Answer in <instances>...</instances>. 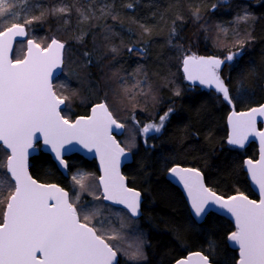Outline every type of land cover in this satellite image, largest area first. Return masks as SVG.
Wrapping results in <instances>:
<instances>
[{"label":"trees","instance_id":"trees-1","mask_svg":"<svg viewBox=\"0 0 264 264\" xmlns=\"http://www.w3.org/2000/svg\"><path fill=\"white\" fill-rule=\"evenodd\" d=\"M6 2L12 4L15 15L6 13L0 18V30L12 23H24L27 19L40 17L39 20L33 19V23L26 28L27 37L34 38L43 46L52 36L66 42L68 51L63 69L66 71L64 83L67 87L57 93L67 98L66 104L71 112L86 114L90 104L105 100V97L106 101L121 105L119 108L127 117L132 112L139 116L143 111H152L155 120L158 116V123L164 112L169 108L174 110L163 129L159 133L153 132L147 142L150 146L134 150L131 161L123 166L127 184L141 193L139 218L136 225L128 226L129 234L136 237L131 230L137 227L139 238L145 241L147 259L140 264H171L174 259L195 250L208 256L212 264H235L236 251L226 242L228 233L233 229L230 220L209 212L202 222L195 221L181 192L164 174L174 164L194 167L201 171L208 188L219 195L227 197L239 192L255 198L243 170V160L245 157L255 158L256 144L250 142L241 150L226 144L228 105L215 91L197 86L186 88L180 61L188 54L215 55L224 59V50L237 49L239 42L245 41L242 57L223 64L220 75L234 98L233 108L236 111L260 104L264 100V0H79L78 5L75 0H31L42 7L30 13L24 10L30 0ZM61 3L72 7L71 13L66 16L67 25L60 14L51 15L48 12ZM129 3L133 4L132 8L127 7ZM104 4L113 6L118 20L113 21L109 16L78 25L76 6L85 9L93 6L99 15V9ZM213 5L216 7L213 8ZM197 8L199 19L192 14ZM245 12L255 19L237 20ZM106 25L118 34L111 41L104 39ZM140 25L151 32L143 33ZM173 26L176 35L170 37ZM82 31H87V35L79 42L74 36ZM20 43H15L12 57L21 56L15 50ZM112 44L121 46L119 55L109 51ZM130 44L143 48L144 54L130 55L126 47ZM181 47L182 51L179 50ZM84 52L90 53V60L83 56ZM138 67L140 72L136 71ZM119 69L122 70L119 75L124 79L118 84L113 73ZM145 77L147 85H143ZM137 80L145 89L150 86L151 96H140V88L132 90L134 100L122 94L123 83L132 88ZM241 84L253 93L251 100L236 99ZM177 91L179 95H176ZM113 92H116L115 98L111 97ZM61 112L68 116L69 112L65 113L63 109ZM143 121L144 118H141ZM6 156L7 151L0 146V163L3 164L0 174L6 172ZM67 161L70 169L72 162L84 168L91 165L89 160L77 154L69 156ZM29 171L38 181L55 182L66 188V177L44 152L39 151L31 157ZM12 190L5 191L0 198L3 201L0 222ZM130 239L132 241V237ZM118 259L119 264H129L123 258Z\"/></svg>","mask_w":264,"mask_h":264},{"label":"snow or ice","instance_id":"snow-or-ice-1","mask_svg":"<svg viewBox=\"0 0 264 264\" xmlns=\"http://www.w3.org/2000/svg\"><path fill=\"white\" fill-rule=\"evenodd\" d=\"M75 3L78 5L79 0H75ZM41 7L39 3H32L30 0L24 10L30 13ZM127 7L132 8L133 4L129 3ZM71 11L72 7L64 3L48 10L51 15L60 14L65 18L66 25L69 23L66 16ZM75 11L78 14V25L109 16L113 21L118 20L111 4L101 6L99 15L93 6L87 9L76 6ZM6 13L14 16L13 6L6 0H0V18ZM192 14L199 19L198 8ZM33 19L39 20L40 17L27 19L24 23H12L10 27L0 30V146L11 151L7 157V171L0 174V198L5 191L14 188L0 222V264H119L118 253L129 264H140L147 259L143 240H137L127 249L111 243L122 239L120 229L113 227L105 218L97 219L99 212L95 208L88 204H79V192L70 197L63 188L55 184H39L28 174V150L33 147L34 139L39 140L36 133L43 136L44 145L50 146L55 153V159L64 169L68 165L62 158V153L72 151L76 144L89 151L94 149L100 158L103 171V175L99 177V186L94 183L86 184L85 181L90 179L89 174L78 172L72 176L73 187L79 185L80 191H88L94 200L103 199L124 205L132 217L139 215L141 193L126 186L125 178L119 170L121 157L126 152L110 135L111 130H120L124 126L113 118L108 104H96L92 107L90 116H81L74 122L60 114L61 106L66 104L67 98L58 97L52 79L54 70L62 71V66H66V42L52 38L47 47L42 48L40 44L29 39L27 54L23 59L9 58L13 38L25 37L26 28L33 23ZM178 19L182 17L178 16ZM250 19L255 17L248 12L237 17L239 21ZM140 27L143 33L151 32L144 25ZM85 35L87 31H82L74 39L82 42ZM103 35L105 41H111L118 34L114 33L111 26L106 25ZM175 35L176 28L173 26L170 37ZM239 44L236 51L230 52L224 59L184 55L183 70L186 79L199 81L200 85L214 86L216 92L222 94L223 100L232 105L234 98L220 72L223 64L242 57L245 41H240ZM126 47L130 55L144 54L143 48L132 44ZM179 50L182 51V47ZM109 51L119 55L121 46L112 44ZM83 56L91 59L88 52H84ZM136 71L140 72L141 69L138 67ZM113 76L118 81L124 79L119 71L114 72ZM143 85H147L146 77ZM134 88H140V96H151L150 86L145 89L139 80L132 88L123 83L122 94L134 100ZM179 94L177 91L176 95ZM252 95L250 89L241 84L237 89L236 99L251 100ZM173 111L169 108L159 117V123L146 124L140 132L145 136L151 132L159 133ZM258 116L264 117V104L242 112L233 110L228 117L229 145L243 147L250 136H258L260 139V159L244 162L251 180L259 186L258 202L250 200L243 193L226 199L217 195L204 185L203 177L197 169L176 166L168 170L186 190L192 214L197 222H202L214 209L234 218L236 230L229 234L227 240L233 247L239 248L238 264H264V131H257ZM2 167L3 164L0 163V168ZM100 186L103 191L96 196L94 193ZM2 204L0 199V206ZM194 261L195 264H210L209 257L200 252L176 260L175 264H194Z\"/></svg>","mask_w":264,"mask_h":264},{"label":"water","instance_id":"water-1","mask_svg":"<svg viewBox=\"0 0 264 264\" xmlns=\"http://www.w3.org/2000/svg\"><path fill=\"white\" fill-rule=\"evenodd\" d=\"M10 26H11V25H9V26H7V27H10ZM5 28H6V27H5ZM3 30H4V29H3ZM24 39H25V51H24V55H23V57H22L21 59H23L24 56L27 54V41H28L29 39H31V38H26V36H25V37H15V38H13L12 49H11V51L9 52V58H10V59H11V54H12V50H13V47H14L15 42L18 41V40H24ZM31 40H33V39H31ZM33 41H34V40H33ZM50 42H51V40H50L48 43H50ZM47 45H48V44H47ZM47 45H46V47H47ZM189 55H192V54H189ZM197 56L208 57V56H213V55H197ZM214 57H216V56H214ZM217 58H218V57H217ZM180 69H181V71H182V73H183V76H184V78H185V81H186L189 85H198V84H199V81H189V80L186 79V74L184 73V70H183V58H182V60H181V66H180ZM60 72H61V70H54V77H53V79H54L57 75H59ZM53 79H52V81H53ZM206 87H208V86H206ZM208 88H211V89L215 90V87H214V86H213V87H208ZM262 89H263V92H264V81L262 82ZM222 98H223V97H222ZM225 102H226V101H225ZM99 103H100V102H99ZM226 103H227V102H226ZM96 104H98V103L92 104V105L89 107L88 115H86V116H90V115L92 114V113H91V109H92V107H94ZM227 104H228V103H227ZM260 104H264V100H263ZM260 104L255 105V106H252V107H257V106H259ZM63 106H64V105H62L61 108H62ZM228 106H229V108H232V105H229V104H228ZM252 107H250V108H252ZM248 109H249V108H248ZM248 109H246V110H240V111H236V112L247 111ZM232 111H233V109H230V110L227 112L226 117H225V124H226V129H227V132H226V143H227V144H228V136H229V133H230V125H229V122H228V117H229V115L231 114ZM60 114H61V112H60ZM61 115H62V114H61ZM86 116H85V117H86ZM79 117H81V116H76V117H75L72 121H70V122H74V121H75L76 119H78ZM116 122H117V121H116ZM117 123H118V122H117ZM118 124H120V123H118ZM114 127H115V126H113V128H114ZM256 128H257V131H264V117H259V116L257 117V125H256ZM121 131H122V129H120V130H111V131H110V135L112 136V138H113L114 140H116L115 137H114V134H118V133H120ZM35 136H36V137H39V140L37 141L36 139H34V140H33V147L30 148V149L28 150V151H29V155H28V158H27V163H28V174H29L34 180H36L37 183H39V184H44V185L55 184V185H57L58 187L62 188L59 184H57V183H55V182H42V181H38L37 179H35V178L31 175V173H30V171H29V161H30V159H31L32 156H34L35 154H37L38 151H41V152H44V153L48 154V155L50 156L51 160H52V161L55 163V165L57 166L58 170H59L63 175H66V169H64V168L59 164V162L55 159V153H53V152L51 151L50 146H46V145H44L43 136H42L40 133H36ZM116 142L118 143L117 140H116ZM250 142H254V143L256 144V146H257V154H256V157H255L254 159H250V158H248V157L244 158V160H243V170H244V172H245V174H246V178H247V180H248L249 186H250L251 190L254 192V194H255V196H256L255 198H251V197L248 196V198H249L250 200H256V201L258 202L259 199H260L259 186L256 185V184L251 180L250 174H249V172L247 171V165H246L244 162H245L246 160H249V159L252 160L253 162H255V161H257V160L260 159V139H259L258 136H250V137L245 141L243 147H240V146H238V145H230V146H233V147H236V148L242 149V148H245ZM118 144H119V143H118ZM0 145H2V142H0ZM119 145H120V144H119ZM228 145H229V144H228ZM120 147H122V146L120 145ZM3 148H4V147H3ZM122 148H123V147H122ZM4 149H5V148H4ZM6 151H7V153H8V154H7V157H8V155L11 154V151H10V150H6ZM125 152H126V155L123 156V157H121V163H120V168H119V170H120V174H121L124 178H125V176H124V174L122 173L121 168H122V166H123L125 163H128V162L130 161V159H131V153H130L129 151H127V150H125ZM74 153H76V154H78V155H81V156L85 157L86 159H94V160H95V162H96V166H97V170H98L97 182H98V185H99V177H100L101 175H103V171H102L101 164H100V158H99V156L95 153V150L93 149L92 151H89L88 149H84L81 145L76 144L75 147H74V149H73L72 151L62 153V158H63L64 161L66 162L65 157L68 156V155L74 154ZM7 157H6V159H5V171H7V168H6V165H7ZM176 166H179V167H181V168H192V169H196V168H193V167L182 166V165H179V164H174V165L170 166L169 169L172 168V167H176ZM169 169H168V170H169ZM168 170H167L166 173H165V178H166L169 182H171L174 186H176V187L179 189V191L181 192V194H182V196H183V198H184V200H185V203H186V205H187V208H188V211H189L190 215H191L192 218L196 221V219L194 218V216H193V214H192V210H191V202H190V200H189L188 197H187V192H186V190L184 189L183 185H182L181 183L178 182V178H175V179H174V178L169 174ZM197 170H198V169H197ZM198 171L201 173L200 170H198ZM9 175H10V174H9ZM201 175H202V173H201ZM202 177H203V175H202ZM13 183H14V181H13ZM125 183H126V178H125ZM203 183H204V185H205L206 187H208V186L205 184V182H204V178H203ZM126 186L129 187V188H132V189L135 190V191H138V192H139V190H137V189H135V188H133V187L127 185V183H126ZM63 189H64V188H63ZM99 189H100V193H102V191H103L102 186H100ZM209 189H210V188H209ZM64 190L67 192L66 189H64ZM13 191H14V188H13ZM13 191H12V192H13ZM212 191H213V190H212ZM12 192L10 193V195L12 194ZM214 192H215V191H214ZM215 193H216V192H215ZM216 194L219 195L218 193H216ZM236 194H239V193H234V194H232V195H230V196H233V195H236ZM10 195H9V196H10ZM244 195H245V194H244ZM9 196H8V197H9ZM219 196H221V195H219ZM246 196H247V195H246ZM222 197H224V196H222ZM227 197H229V196H227ZM227 197H224V198L226 199ZM7 200H8V198H7ZM102 200H103V199H102ZM140 200H141V197H140ZM103 202H105V203H109L110 205H113V206L121 207V208L125 209V210L128 212L127 208H126L124 205L116 204V203H114V202H112V201H105V200H103ZM50 203H51V201H50ZM6 205H7V201H6V204H5V206H4V210H6ZM4 210H3V211H4ZM210 212H214V213H216V214H218V215H221V216L227 218L228 220H230V222L232 223V226H233V230H232L231 232H233V231L236 230V229H235V220H234L233 217L230 216V214H227V213L222 212V211H217V210H215V209L212 210V211H210ZM128 213H129V215L131 216V213H130V212H128ZM139 214H140V210H139ZM138 216H139V215H138ZM136 217H137V216H136ZM203 219H204V218H203ZM231 232L228 233L227 238H228V236H229V234H230ZM227 238H226V242H227L228 246L236 251V261H235V264H238V261H239V248H238V246L233 247V246L228 242ZM196 252H200V251H196V250H195V251H190V252L186 253L184 256H181V257L177 258L176 260L187 258L190 254H192V253H196ZM200 253H201L202 255H204L202 252H200ZM176 260H174L171 264H175ZM194 264H195V261H194ZM210 264H212V262H210Z\"/></svg>","mask_w":264,"mask_h":264},{"label":"rangeland","instance_id":"rangeland-1","mask_svg":"<svg viewBox=\"0 0 264 264\" xmlns=\"http://www.w3.org/2000/svg\"><path fill=\"white\" fill-rule=\"evenodd\" d=\"M28 38H31V39H33L35 41V39L32 38V37H28ZM52 38H55V37L54 36L50 37L49 40H48V42ZM19 42H22L23 44L20 43L15 48V50H17L18 54L21 55V56L19 58L12 57V59H14V60L20 59L23 56L24 51H25V43H24V41H19ZM48 42L45 44V46L48 44ZM35 43H37V42L35 41ZM224 45H226V44H224ZM45 46L41 45L42 48L45 47ZM224 51H226L225 54H224V56L225 55L227 56L230 52H235L236 51V48H232V49L229 48V49H226ZM118 71H119V73L122 72V70H120V69ZM65 75H66V71H65V69H63L61 71L60 75L58 76L59 78L56 77L54 79V81H53V87H54V89L57 92L62 91V90L65 89V88H61L60 87L61 85H65V83H64V81H65ZM57 78H58V80L55 83V80ZM88 83H87V85H88ZM118 84H119V81H118ZM117 88H118V85H117ZM57 94H59V93H57ZM114 96H117L116 95V92H113L111 94V97L115 98ZM59 97L63 99V96H60V94H59ZM101 100L103 102H106L108 104L109 110L112 113V115L115 117L116 121L117 122H120L121 124L124 125V134H123V138H122V141H121V145L123 144L125 147L129 148L131 151L134 150V148H135V146L133 147L132 145H135L136 144V138L137 139L140 138L142 141L144 139V134H142L140 132V129H142L144 127V125H146V124H149V123H158L157 122L158 116L156 117V120H155L154 119L155 113H152V111H149V112H147V111L146 112L145 111L142 112L141 111L142 113L139 116L133 114V112H132L131 115H130V117H129V115L127 117L125 115L126 113H124V112H122V110H120L119 107L121 105L117 104L116 102L110 103V101L109 102L106 101V97H105V100L104 99H101ZM101 100H99V101H101ZM64 107L65 108H63V111L65 113L69 112V113H67L68 114L67 117H71L72 115H70V114H72L73 112H71V110H69V106L66 104V106L64 105ZM144 116H147V121L146 122H145V117ZM141 118H144V121L143 122H141V120H139ZM67 120H68V118H67ZM128 120H129V122H128ZM71 166H72V169L69 170V173L70 174H69L68 177H66V186H67V190L70 193V196L71 197H74L77 194V192H79V194H80L79 204H88L90 207L95 208V210L98 211L99 213L101 211L102 213L99 215V217H97V219H100V218H105L106 219V217H107L108 220L111 222V224H112L113 227H115L117 229H120V233H121L122 239H118V240H115V241H111V243H113V244H119V245H121V247L127 249L129 247V245H132L131 244L132 242L134 244L137 240H141L139 238V234L137 233V231H138L137 227L134 228L136 230H131L132 233H136L135 235H136L137 238L134 237L131 233H130L131 235L128 233L129 232L128 231V229H129L128 226H130V224L136 225V222H137L136 219L137 218H134V217L129 216L128 213L125 210L124 211H121V210H123L121 208H119L121 210H118L116 208L114 209V206L111 207L110 205L104 203L102 201V199L94 200L93 199V195L89 194L88 191H80L79 185H76L75 188L73 187V183L74 182L72 181V176L74 174L78 173V172H83V173L89 174L90 179L87 180V181H85L86 184H93L94 183L95 185L98 186L96 173L94 171L87 170L84 167L83 168L80 167L78 163L72 162ZM94 194L96 196H99L100 195L99 188L97 189V191ZM104 213H107V214L103 217L102 214H104ZM111 215H112V217H111ZM95 222L96 221H94V223ZM121 225H123V227H121ZM130 237H132V241H131ZM127 238H128V240H127ZM144 247H145V241H144ZM118 256L120 258H123V260L125 259L124 256L121 255V254H119V253H118Z\"/></svg>","mask_w":264,"mask_h":264},{"label":"flooded vegetation","instance_id":"flooded-vegetation-1","mask_svg":"<svg viewBox=\"0 0 264 264\" xmlns=\"http://www.w3.org/2000/svg\"><path fill=\"white\" fill-rule=\"evenodd\" d=\"M184 82H185V80H183ZM185 84H187L186 82H185ZM188 86H189V84H187ZM190 86H192V85H190ZM189 86V88L190 89H192L193 87H195V86H197V87H199V88H204V86L203 85H200V84H198V85H194L193 87H190ZM205 89H207V90H211V89H208L207 87H205ZM213 91V90H212ZM99 102H103L102 100L101 101H97V102H93L92 104H95V103H99ZM92 104H90L89 106H88V111H89V107L92 105ZM64 107H62L61 108V111H62V109H63ZM88 111H87V113L86 114H81V115H78V114H76V113H72V114H70V115H72L71 117H67L65 114L63 115V113H62V115L67 119L68 118V120L69 121H72L76 116H86V115H88ZM145 117V122L147 121V116H144ZM226 117V116H225ZM113 118L115 119V117L113 116ZM116 120V119H115ZM139 120H141V119H139ZM118 123H120V122H118ZM121 124V123H120ZM121 125H123V124H121ZM124 126V125H123ZM123 134H124V127L122 128V131L120 132V133H118V134H114V137H115V139L118 141V143L121 145V141H122V138H123ZM153 135V132H151L150 134H148L147 136H145L144 135V139H143V141L139 138V139H137L136 138V144H135V148H134V150H136V149H138L139 147H141V146H150V143H147L148 141H150V137ZM122 146H123V148L125 149V150H128L129 152H131V155L134 153V150H130L129 148H127V147H125L123 144H122ZM72 155V154H71ZM71 155H69V156H71ZM74 155V154H73ZM69 156H66L65 157V159H66V162H67V165L69 166V164L70 163H68V161H67V159L69 158ZM79 156H81V155H79ZM81 157H83V156H81ZM84 159H86L85 157H83ZM86 160H89L90 162H91V165H90V167L89 166H86V169L87 170H90V171H94L95 173H96V175H97V177H98V170H97V166H96V162H95V160L94 159H86ZM126 164V163H125ZM124 164V165H125ZM123 165V166H124ZM123 166H122V168H121V171H122V173L124 174V171H123ZM83 168V167H82ZM71 169H72V166H71ZM69 170H70V168L69 167H67V172H68V174H70L69 173ZM63 175V174H62ZM64 176V175H63ZM69 176V175H68ZM67 175L65 176V177H68ZM127 183V182H126ZM66 188H67V186H66ZM69 192V191H68ZM99 192H100V190H99ZM69 195H70V193H69ZM71 197V196H70ZM139 218V217H138ZM95 221V220H94ZM184 256V255H183ZM179 258V257H178ZM177 259V258H176ZM176 259H174V260H176ZM173 260V261H174ZM172 261V262H173ZM171 262V263H172Z\"/></svg>","mask_w":264,"mask_h":264},{"label":"bare ground","instance_id":"bare-ground-1","mask_svg":"<svg viewBox=\"0 0 264 264\" xmlns=\"http://www.w3.org/2000/svg\"><path fill=\"white\" fill-rule=\"evenodd\" d=\"M185 83V82H184ZM187 85V84H186ZM190 86V85H189ZM189 86L187 85V86H185L186 88H188V89H190L189 88ZM190 87H193V86H190ZM167 171V170H166ZM166 171H165V173H166ZM165 175V174H164Z\"/></svg>","mask_w":264,"mask_h":264}]
</instances>
